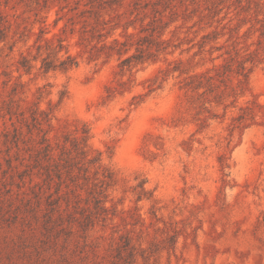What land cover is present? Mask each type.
I'll list each match as a JSON object with an SVG mask.
<instances>
[{"label": "rangeland", "instance_id": "rangeland-1", "mask_svg": "<svg viewBox=\"0 0 264 264\" xmlns=\"http://www.w3.org/2000/svg\"><path fill=\"white\" fill-rule=\"evenodd\" d=\"M167 1L166 53L121 71L134 48L97 57V39H80V10L96 0H0V264H264V0ZM133 2L121 0V22ZM53 35L76 67L17 69L21 53ZM201 73L215 90L186 87ZM15 82V103L48 113L49 137L85 131L113 172L105 221L83 230L72 213L47 229L43 204L25 209L28 182L8 167L3 143Z\"/></svg>", "mask_w": 264, "mask_h": 264}, {"label": "trees", "instance_id": "trees-1", "mask_svg": "<svg viewBox=\"0 0 264 264\" xmlns=\"http://www.w3.org/2000/svg\"><path fill=\"white\" fill-rule=\"evenodd\" d=\"M80 1L76 0V3L79 4ZM160 3H164L162 9L158 7ZM121 4V0H96L95 4L80 10L81 14L88 13L82 21L80 39H97L102 50L95 54L97 57L100 54L108 57L113 53L122 56L134 48V51L118 64L121 71H129L137 65L155 61L160 54L166 53L168 42L162 38L167 25L164 16L166 11L169 14L175 12L173 5L167 0H134L133 7L123 12L128 15L126 20L121 22V13L117 12ZM147 18L149 20L144 24ZM138 19L141 21L139 29L128 32L129 26L135 28L134 23ZM119 27L122 28L120 35L123 39L113 35ZM108 37H112L109 42L105 40ZM12 48L13 45L9 50ZM63 49L65 51L61 53ZM37 60L38 70L42 73L68 72L78 64L77 57L68 52L63 39L55 35L35 41V53L30 57L21 53L17 69L30 73L35 68L33 62ZM238 66H241L238 74L244 77L243 62H239ZM237 83L240 86L242 80L239 79ZM20 85L15 82L3 107L5 112L2 116L7 115L11 125V128L3 131V143L7 146L8 167L15 169L14 174L23 182H28L29 192L23 191L24 203L28 206L25 209L32 211L38 203L43 204V227L47 229L53 228V224H61L63 218L72 213L80 215L78 224L83 230L93 227L99 221H105L108 211L105 202L107 191L114 182L113 172L102 163L101 154L92 149L85 131L79 135L63 132L60 139L56 140L49 137L48 130L43 126L48 120V113L39 109V102L26 106V109L21 107L20 103L14 102L13 94L17 93V87ZM185 85L190 91L206 87L204 92L213 91L216 86L212 76L202 73L191 76ZM42 94L43 92L39 93L38 99L42 98ZM222 94L221 92L219 96ZM65 95L66 90H61L59 101ZM194 101L191 95L190 102ZM26 110L28 115H25ZM37 114L41 116V120L37 118ZM244 115L242 112L237 116L239 123L244 120ZM23 126L26 127L25 130Z\"/></svg>", "mask_w": 264, "mask_h": 264}]
</instances>
